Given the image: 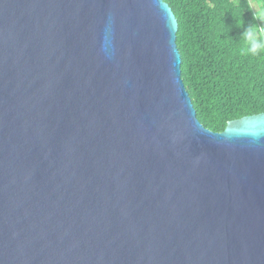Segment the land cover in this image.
<instances>
[{"label": "water", "instance_id": "95a60500", "mask_svg": "<svg viewBox=\"0 0 264 264\" xmlns=\"http://www.w3.org/2000/svg\"><path fill=\"white\" fill-rule=\"evenodd\" d=\"M165 0H0V264H264V111L197 119Z\"/></svg>", "mask_w": 264, "mask_h": 264}, {"label": "trees", "instance_id": "16d2710c", "mask_svg": "<svg viewBox=\"0 0 264 264\" xmlns=\"http://www.w3.org/2000/svg\"><path fill=\"white\" fill-rule=\"evenodd\" d=\"M165 1L177 18L181 78L200 123L221 131L229 120L263 112L264 58L243 55L241 43L224 39L237 41L243 31L229 10L232 0ZM243 19L245 27L254 22L247 10Z\"/></svg>", "mask_w": 264, "mask_h": 264}, {"label": "clouds", "instance_id": "9594fccd", "mask_svg": "<svg viewBox=\"0 0 264 264\" xmlns=\"http://www.w3.org/2000/svg\"><path fill=\"white\" fill-rule=\"evenodd\" d=\"M229 10L232 12L236 27L243 28V31L237 41H233L228 35L225 36L224 33H221L220 36L223 34L224 39L241 43L243 45L240 48L241 54L264 58V0H245L244 3L241 0H232ZM245 10L252 13L254 21L248 23L246 27L243 19ZM221 24L223 27L228 28L223 23V20ZM229 31L230 28H228Z\"/></svg>", "mask_w": 264, "mask_h": 264}]
</instances>
